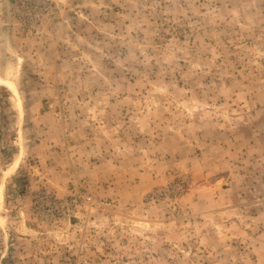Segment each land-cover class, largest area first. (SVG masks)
Segmentation results:
<instances>
[{
    "label": "rangeland",
    "instance_id": "1",
    "mask_svg": "<svg viewBox=\"0 0 264 264\" xmlns=\"http://www.w3.org/2000/svg\"><path fill=\"white\" fill-rule=\"evenodd\" d=\"M0 264H264V0H0Z\"/></svg>",
    "mask_w": 264,
    "mask_h": 264
},
{
    "label": "bare ground",
    "instance_id": "2",
    "mask_svg": "<svg viewBox=\"0 0 264 264\" xmlns=\"http://www.w3.org/2000/svg\"><path fill=\"white\" fill-rule=\"evenodd\" d=\"M1 191V190H0ZM0 197H1V193H0Z\"/></svg>",
    "mask_w": 264,
    "mask_h": 264
}]
</instances>
